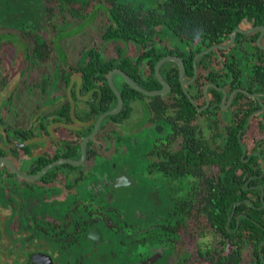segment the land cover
<instances>
[{
    "label": "flooded vegetation",
    "instance_id": "af4514ba",
    "mask_svg": "<svg viewBox=\"0 0 264 264\" xmlns=\"http://www.w3.org/2000/svg\"><path fill=\"white\" fill-rule=\"evenodd\" d=\"M173 3L0 0V264H217L234 179L264 217V24Z\"/></svg>",
    "mask_w": 264,
    "mask_h": 264
},
{
    "label": "trees",
    "instance_id": "16d2710c",
    "mask_svg": "<svg viewBox=\"0 0 264 264\" xmlns=\"http://www.w3.org/2000/svg\"><path fill=\"white\" fill-rule=\"evenodd\" d=\"M173 1L172 18L169 22L170 28L183 35L194 36L199 33L214 37V26H220V24L225 26L230 22L233 27H236L245 16L256 17L259 22L264 24V0ZM228 1H232V12L227 10ZM143 2L144 1H141L140 4ZM140 16L145 21H148V14L145 10H143V15L140 13L137 14L138 21H140ZM121 17L122 24H124L125 14L123 13ZM229 17L230 19H228ZM227 145L232 151V156L235 161L234 167L242 165L240 162L242 150L236 132L230 137V141H228ZM251 160L259 161V157L253 156ZM261 170V167H257L255 172L251 171L250 175L254 173L260 174ZM233 175L234 178L242 176H236L234 173ZM233 184L235 185L233 197L231 199H223V201L218 199V208L223 212L220 213L219 211L217 215V224L218 226L222 225V228L218 230L220 233L224 234L225 237L223 240L229 241L226 236L229 234L228 230H230V227H225L229 219V223L232 229L235 230V233L233 234L232 243L229 248L225 246V241L221 242V246L218 247L216 255V263L252 264L255 262V264H264V217L258 208L261 201L258 195H255V197L250 200L249 204L242 202L241 196L236 193L237 182L235 179ZM241 184L242 182L238 183V185ZM256 192L259 194V191ZM221 202L223 203L222 205L220 204ZM232 206L234 207V213L230 218Z\"/></svg>",
    "mask_w": 264,
    "mask_h": 264
},
{
    "label": "water",
    "instance_id": "95a60500",
    "mask_svg": "<svg viewBox=\"0 0 264 264\" xmlns=\"http://www.w3.org/2000/svg\"><path fill=\"white\" fill-rule=\"evenodd\" d=\"M203 54V53H201ZM164 62V60L160 61V63L157 64L156 68H155V73L157 75V77L161 80L160 76H159V67L160 65ZM183 76H184V69L182 67V65L180 66V79H181V82L183 83ZM129 84L131 85V87H133L134 89L138 90L139 92L147 95V96H153V95H158V94H161L162 92L161 91H155V92H148L144 89H142L141 87L137 86L136 84L132 83L129 79H127ZM162 82V81H161ZM163 83V82H162ZM121 104V100H120V103ZM119 108H120V105H119Z\"/></svg>",
    "mask_w": 264,
    "mask_h": 264
}]
</instances>
